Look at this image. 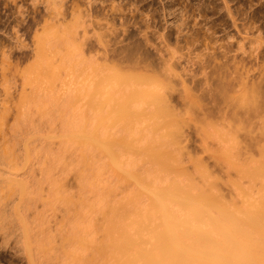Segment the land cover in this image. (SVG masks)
I'll use <instances>...</instances> for the list:
<instances>
[{
  "label": "bare ground",
  "instance_id": "1",
  "mask_svg": "<svg viewBox=\"0 0 264 264\" xmlns=\"http://www.w3.org/2000/svg\"><path fill=\"white\" fill-rule=\"evenodd\" d=\"M53 1L55 2V0H52V2ZM73 1H77V0H72L71 2H69L72 4V6H71L70 11L66 13V15L63 13L61 14V12H58L57 15L55 14L56 12H54V14L50 12L53 15H47V17L41 16L39 20L35 22L33 20V24L31 23V25H28V27L33 32V35L31 36L32 40H31V45H30V51L25 56H23L21 52L22 57H19V58H22V60L31 59L32 61L27 63V65H24L25 67L23 69L21 68L23 66L20 67L21 70H19L18 68V70L21 72V73L19 72V74H21V77L19 75L20 80L19 79L18 80L20 81V83H18L16 79V82L18 85L15 84L17 88L15 86V89L13 90L14 92L16 91L15 92L16 93L15 102L13 103L12 101L11 102L7 101L9 104H12V106L9 105L6 101L0 104L1 108H2V105L3 107L6 105L5 106L6 108H2V110L4 109H6V111L12 110V114H11L12 121L11 120L10 121L13 122V125L11 124L12 128H10V130H12L11 132H16L17 135L12 133L14 134L16 139L19 138V137L17 138L18 135L20 136V139L16 141L14 137L11 138V136H13L11 134V136L8 137L10 139L9 140L6 139L2 143L3 140L0 135L1 137L0 145L3 144L2 146L5 145L4 147H6V149H4V147L1 148L2 146H0V165H2L3 167V169H0V176H1L0 177V233H1L0 236H2L1 237L2 239L0 240L3 241V244H6L7 243L6 241H10L9 239L11 238V241L14 244L11 245L10 247L12 249L17 248V251L15 252H18L20 247L18 248L17 245L20 244L19 241L22 242V240L20 239H22L23 236H26V234L28 233H34L36 229L33 230V228L35 227L38 229L39 227H36V225L38 226L39 223H41L42 224V226L40 224L41 229H38L40 236H39L38 231H36L33 234V236L37 234L39 237H41V239L43 238L42 240L44 239L47 240L49 236H51L52 239L51 237L48 239V240L51 239V244L53 241L58 244L55 237H57V239L60 241L59 245H56L54 243L55 245L53 244V246L51 245L49 246L50 248L48 247V250H53V255L50 256L49 255L50 253L48 254L49 257L48 255H45L47 258L44 255L41 256L47 259V260L44 259L45 262L48 261L49 263H53V264H59L61 253H62V257H61L62 262L60 264H66V263L82 264L83 262L82 257L86 253L88 246L89 247L91 246V248L94 249V251L97 254L96 256L97 258H99L100 260L102 259L101 263L104 261L103 258H105L106 262L111 263L114 261L115 264H264V162L262 163L258 162V164H256L257 162L256 163L255 161L253 162L254 159L252 160L251 158L252 156H250V154L249 156L252 162H250L249 165L248 163L246 164L244 163L245 165L242 166L243 162H241V164H239L240 166L239 168L238 166H235L236 162L233 163L234 167H236L237 169L236 171H238L240 175H242V177L247 178L250 185L254 187V188L250 187L252 190L248 187L246 188L244 183L243 184L238 183V182H241L238 180H237L238 182H234L233 185L231 183V185L236 188L235 190V188L233 187L234 190L239 193V195L236 194L238 195L239 199L241 198L240 195L242 196V199L240 201L228 202L227 200H225L226 198L225 199L223 198L224 195L222 196L219 193L221 192L219 191L220 188L218 189L219 191L218 192L215 186L216 181H217L216 184H218V179L214 178L213 176H212L213 179H211L210 177L211 174L210 175L208 174L210 172L207 173V171H205L207 169H205L204 171H200L201 175L204 177L203 181L205 182H203V185H201L202 182L201 183L199 182L200 185L197 184L195 182L196 179L193 180L194 178H199L197 177V171H196L197 167L195 169V172H193L196 174V176L193 179L192 177L194 175H190V172L187 169L186 171L188 172H186L185 168L182 167L181 169H179L180 176L182 177L180 179L182 180H180L178 177V179H176L171 185L169 186L166 185L167 187L164 186L165 188H158V187L155 189L150 188L148 191L151 195L154 206L156 207V209L158 207V210L156 211L154 210V211L155 213L158 211V214L162 213L160 214L162 215V219L159 216L158 218H160L161 220L159 221V224L157 225L155 224L156 226L150 225V227L148 226L146 228V231L149 230V228L152 230L150 234H149V231H147L148 233L145 232L147 234L144 233L145 234L144 238L141 236L143 233L141 231H138L140 229L139 226L135 224V222L137 221L136 217L135 219L133 218L134 220L133 219L131 220L129 219L130 217L128 216V213H126L128 217L126 216L125 217L128 220H131V221H128L125 218L127 220V223L123 221L124 219L123 220L121 219L118 222V217L117 219L115 217L116 215H118L116 214L117 206L115 207V203L112 204L108 202L110 198L107 200L108 198L106 194L107 192H105L107 190L106 188H109L110 184L107 183L108 179L105 182L104 179L106 178V176L105 178H102L103 174H101V172L105 168L104 166L105 161L103 162V158H104L103 155H102V159L100 158L99 161L97 160L98 166H95V168H99V169L101 167L102 168L104 167L103 169L101 168L100 170L98 169L94 171L95 169L91 165H89L91 169H94V170L92 171L87 170V172L89 173L92 172L91 173L92 176H93V171H94V174L96 172L97 176L100 174L99 175L100 178L99 177L94 178L91 176L90 178H92V182L90 178L88 180L91 183L87 182L86 178L83 177L85 172H83V175L82 176L80 175V178H79L80 183H81L79 184L81 186L79 185L80 189L79 188L78 189L80 192L81 191L83 192L85 188L84 193L81 192L83 195L87 194L85 198H89L87 197L89 196L88 194H93L90 196V198L94 196V193L97 196L94 198L93 201H89L88 199V201L91 202L89 204L85 203L83 200L82 201L77 200L76 202H74L71 199V201L68 204L71 205L74 208V210L70 209L71 211L70 210L67 211V212L70 211L71 213H67L65 211L69 215L66 216L64 214V218H62L64 220L62 223H60L62 224V226L60 224H58L59 227L56 225L58 229L55 228L56 230L55 234L51 232L52 230L50 231V228L48 229L49 226H47V223H45V226H43L44 225L42 223L43 218H41L40 215L38 216H40V218L42 219V220L40 219L41 221L36 220V219H39V217H37V214L34 215L35 222L37 224L34 223V219H33L34 212L33 213L31 212L32 210L31 208H26L28 210L30 209V211L28 212L32 213V216L30 213L31 218L27 217L29 216V213L25 211L26 209L24 205L21 204V202L24 203L25 206L27 205L26 204L27 202L30 204L32 202L31 201L29 202L28 199L23 198L24 196L23 192L19 193L21 194L20 195L21 197L18 194L20 198L19 197L17 198H19L20 200L17 199L16 201V197H15L17 196L15 195V193L17 192L16 186H19L17 184L18 183L20 184L21 190L24 191V193L26 191L23 190L25 188L21 186L20 180L18 181V178H16V180L14 179L15 177L13 178V176H15V175H12L13 173H16L17 171L18 173L20 172L19 173L20 176L17 174L16 177H22V176L26 177L24 179L25 181H27L28 177H29L28 179H31L30 178L31 174L35 175L34 168H39L37 166H40V167L42 166L41 168H39L41 172L38 171L37 169L35 170L37 172V174L35 175V178L37 179L38 178L37 175L41 174L43 180H45L44 182L47 183L53 180L52 182H49L50 183L49 187H52V186L55 187L54 185L56 186L60 185L57 182L56 178L55 177L53 178V176H55L54 172L52 173L53 175L51 179L52 170H51V167L49 166L50 158L48 159L45 156L46 154L42 155V153L40 154V152L38 154L36 153L37 156L40 155L39 157L41 159L39 158L38 159L40 160V162L42 160V162H41V165H39L40 162L38 160L39 164L37 166L35 164V167H34V162L27 157L29 156L27 152L31 153L36 148L35 141L38 139V141H36V143L38 144L39 141L41 140L39 139L40 136L33 137L34 136L33 135L30 139L34 141V142L31 141L32 143L30 141L27 143V140L24 139V143L25 142L27 143V145L25 144L24 145L28 149H29L30 144H32L31 146L35 148L30 146L31 149L29 150L27 149L28 151H25L24 153L23 150H26L25 149L26 147L22 143L21 145L24 146L25 148L21 147L23 148V150H21L23 152L20 151V154L21 156L23 155L24 156L22 158L19 157L20 155L17 149H19V147L21 146L19 145V140H21V137L23 138V135H24V132H22V130L25 131L26 126H27V129H26L27 131L28 129H30V127H32V129L33 128L35 129L36 124L35 123L33 124L32 122H36L37 127L41 128V131L46 128L44 127L43 123L42 125L44 128L40 127L41 122H42L40 121V118L41 120L43 119L42 117L38 118L39 120L36 118V115H39V114L43 116L44 122H45V116H46V119H49L48 120L49 122L46 120L49 124H51L50 121L53 122V120H54L53 123L56 124L55 121L57 120L56 122H59V125L61 123L60 127L62 126L63 127L62 130L65 129V131H67V129H69L68 131H71L72 128L78 129L76 127H79V129L81 126L83 128L85 127V129L89 131L87 133H90L89 135L92 137L91 140H94L97 143V145L101 147L99 151H101L102 154L103 152H105L108 156H111L114 168H116L120 172H124L128 174V176L130 177H134V178L136 177L135 180H138L137 181L138 187H139V180H141L140 179L141 177L139 175L138 177L135 176L133 172L131 174V172H129L127 168L126 169L124 168L125 170L121 169L122 163H121V160L118 161L120 158L117 160L118 156L124 153L127 154V156L129 153V156H130V152H133L134 155H131L130 158H133L132 156H137V155L140 157L142 155L147 156L148 154L149 157L153 155L151 157L153 159L155 157L154 152L156 151L157 155H160V156L158 157L156 155L154 159L158 160L161 157V155L164 154V151H165V156L167 159V156L169 155V153L166 151L167 143H165L164 140H166L167 137L171 134L170 135L171 137H175L173 138V140L177 139L178 141L176 145L175 146L173 145V146L178 148L177 150L181 149L182 148L181 146H177L178 144L180 145V142H181L178 140V138H180L179 135H181V133L183 132L181 128L179 129V127L182 126V124L184 123L185 124L187 123V127H189L188 125L191 126V124H189L190 122H188L189 119H187L188 121H186L185 119L187 116L186 117L182 116L183 118L185 117L184 119L181 117L182 115L181 112L183 110H184L183 114L188 115L189 112L195 113L197 109V113L194 116V117L197 116L195 120L196 124H198L197 130H201L202 132H206V133L208 130H210V132L213 131L212 133H216L217 135L222 136L233 143V146L234 148H236L237 152L235 153V155L232 154V157H230V159L233 158V156H235L237 158L241 157L240 159L242 160V154L243 155L248 154V152H252V150L253 151L255 150L262 157H264V133H262L263 130H259L261 132H258V133H261V134L258 136L257 134H253L254 131L251 130V128H247V129L245 128L249 126L251 123H254L252 122L253 119H255L254 121L257 124L260 123L258 119H260V121L264 123V74L261 73L263 70L261 71L259 68L261 72H259L258 75H256V73L253 75L251 74V76H249L247 72L246 74H243V72L238 73L239 70H237V73H235V70H233L235 75H232L233 73L230 74V73H225V71L222 72V70L220 69L221 67L218 66L220 69L218 71L220 72L215 77H211L212 76L210 73L211 70L209 71V74L211 75L210 76L206 71H204L205 69L202 67L204 69L202 71L204 75L202 76L204 77L201 76V78L203 79H200V78L194 79L195 75L191 74L192 70L187 68L188 64L186 65V63H189V62H186L185 60H183L184 61L183 62L181 60V56H175L173 54V51L171 52V50L170 51L168 50L169 51L168 54L165 52L167 51L168 49L167 47L172 38L177 43H179L181 39L187 42L186 41L187 37H184V35L181 34L182 33L180 32L181 30H176V32H173L171 30L174 26L170 28L169 25L171 22L168 23L167 19L164 21L165 22L164 25L163 23H161V26L155 25V27L157 26V28L159 27L160 29L158 32V36L156 35L157 38H159V43H158L159 45L153 43L152 40L150 41L151 37H148L150 36V34L147 35L148 33L146 31L144 32L142 31L143 32L142 33L141 29L139 30L138 26H137L138 27L137 29L139 30L138 35L142 37V41L144 42V45L138 42L139 37L138 39L137 38L135 40L133 39V41H130L129 43L126 42L127 44L122 43L120 45H117V44L123 40L119 38V40L116 41L115 39L116 37L114 38L113 41L107 40L109 36L107 37V39H104V38L101 39L100 37H97L93 42H88L89 37L87 35V30L85 28V20L87 18L86 19L84 18L89 17L88 19L90 20V17L92 16V13H93L91 12L93 5L92 7H90L91 6L90 4H92V2L91 0H86L87 2L86 4H88V8H85L84 9L85 11H82L83 9H81L80 7L78 8V6H76V2L74 4ZM134 1L135 2L139 1L141 4H143L144 7H146V9H149V11H156V8L153 6L155 0H132L131 1L132 3L130 2V4L134 5L133 4L135 3ZM59 3L60 2H58L57 5H59ZM162 8H164V6ZM18 11H19L18 13H21V10H18ZM165 16H163V18ZM167 16H169V14ZM134 25H136V23ZM145 26L148 29L150 25L146 24ZM152 26H154V24H152ZM109 30L111 31V29ZM133 34L134 35H132L131 33L129 36L127 35L126 37H132V36L136 37L135 35L136 33H133ZM17 40H18L17 47H22V46L27 45V44H24L21 39H19V36H17ZM145 45L147 46L149 45V47L152 48L151 50H154L153 57L151 56V52L153 51L151 52L147 51L148 49H146L147 46L145 48ZM174 47L176 48V46ZM141 48L143 49L145 48V50L143 49L141 50ZM255 53L257 52L255 51ZM11 54H12L11 48L5 49L3 43L0 41V63H1L0 67L2 71L6 68L7 69L9 68L8 66L11 64L10 62H12L10 61L12 57ZM16 56H18V54ZM262 56L263 55H261V57ZM15 59L18 60L17 57H15L14 60ZM16 60H15V65H13L14 63L12 64L13 66H15L14 69H16L17 64L20 62V61L16 62ZM5 65H6V68H4ZM235 68H237V66ZM177 69H180V72H178ZM222 69H224V66L222 67ZM4 71H3L4 75L1 74L2 72L0 73V77H2V82L0 81L1 83L0 85H2L5 78L8 77V75L5 76L6 73H4ZM230 71L231 69L228 72ZM57 75L64 76V78H62L59 81V84L57 85L55 84L56 85L55 86L53 84V80L56 79ZM183 75H189L188 77H190V79L189 80L187 79V80L189 81L191 86L189 84L187 85L186 83H184L185 80L182 78ZM14 76H16V73L14 74ZM83 79L87 81H83ZM7 80H10L8 81V83L12 82L11 84L13 85L14 79L11 81V76H10V79L6 78L4 82H6ZM3 84L5 86V84L7 83H3ZM176 84H180L182 92L176 91L174 87V86H177ZM9 85L7 84L8 88H9ZM50 86L51 88L52 87L53 88L51 89ZM11 88H9L10 91H11ZM178 90L180 91V87ZM13 91H11V93H13ZM196 92H199V94H196ZM4 93H3V96H6V95L8 96V94H6L7 93L6 91ZM11 93H9L10 97H12L13 95V94L11 95ZM3 103H5V105ZM7 104H8V107H7ZM242 106L246 107V111H244V113L245 115H247V118H248V114L246 112L249 113L250 117L248 118V121H247V118L244 119L245 117H243L242 115L243 114ZM33 109H36V112H37L35 113L36 114L35 117H33L34 116L33 114L35 111ZM40 109H43L44 111L41 113V111L40 112L38 111ZM2 110H0V115L2 114L4 117L5 115L3 114L4 112ZM178 115H179V118L177 117ZM1 117H0V121H2L3 119V117L2 118ZM6 117H7V114L3 120L7 119ZM35 119L36 121H34ZM245 122H247V124ZM7 124H8V121H7ZM38 124L40 125L38 126ZM54 124H51V125L54 126ZM242 124H245V125L242 126ZM3 125H5V123ZM242 127L246 129L244 132L245 136L243 135V137H242ZM39 128L35 129L37 130L35 133L36 135L37 134L39 135L41 133ZM184 128L185 127H183V129ZM2 131L3 130H1V134H2ZM27 131L26 133H28V136H29L30 131L32 130L30 129L28 132ZM171 131H174L175 134ZM11 132L9 131V133ZM178 132L180 134H178ZM18 133L20 134L23 133V134L21 136ZM26 135L27 134L24 135V138L28 139V137H25ZM6 136H7V133H6ZM170 136L169 138L171 140ZM182 136L184 137L183 140H185V138L187 137L185 136L184 132L182 133L181 137ZM4 137L5 136H3V139ZM43 137L45 136L42 135L40 138H43ZM65 138L62 139L63 141L61 140L62 142H61L60 150L62 153L58 150L61 156L59 153L58 155L56 152H55L56 155H54L53 154L54 152H52L53 150L51 151L52 152L51 155L53 154L52 156H54L55 158L59 156L57 159L53 157L54 158L53 163L55 162L58 164L59 162H56V160L58 161L60 160V163L62 164L63 167L68 166V165H64V163H62L64 162V160L61 159V157L64 158L63 151H65L63 150V146H62L63 142L65 145V143L68 141ZM240 138H243V140L245 139V144H242V139ZM68 139H70L69 136H68ZM109 139L113 140V142H111L113 145L111 149L107 147ZM7 140L8 142H11V140L13 142L16 141L15 143L18 144L19 147H17L18 146L17 145L16 146L17 149H16V147L13 146L14 150L13 151L10 150L11 147H8V146L11 144L15 145V143L11 142V144L7 146L6 144H4L6 143ZM22 140L20 141V143L22 142ZM45 140L47 141L48 138L46 139L45 137ZM88 141L89 140H87V142ZM115 141L116 142L118 141V144H120L121 146L114 145V144H117V143H114ZM174 141L171 143H175ZM186 141H183V142H186ZM40 142H43V141H40ZM161 142H162V145L165 143L163 146L166 149L162 150L160 148V150H158L159 147L157 146H159L160 145L159 143ZM167 142H170L169 139ZM67 143H69L68 145L70 147V145L73 142L71 144L70 142H67ZM89 143H92V142H89ZM42 144L44 145V143H41L40 147L41 149L44 147V150H45L46 147L43 146ZM126 144H128L127 146L130 148V150H128L127 148V150L124 151L123 148H126L125 146ZM38 146L37 148H40ZM71 146H74V145H71ZM37 148L34 150V152H38ZM46 151L47 149L44 152ZM181 151H183V149ZM15 152H18V153L16 154ZM98 153L100 154V152ZM15 155H19L17 156L18 159L19 158L21 160L24 159L23 163L27 164L26 160L28 159L31 160V163L33 162L32 167H31L30 165L31 163H29L30 161L28 160L29 161L28 166L29 165L30 166L25 167L26 171L28 172L24 171L25 169L23 166H25V164L22 165V163H20L21 160L19 159L18 161ZM42 156H44L45 158L42 159L43 158ZM228 156H231V154L223 153L221 159L225 157L226 159L229 160ZM168 157H171V156H168ZM151 158L150 159L148 158L150 162L154 161V160H151ZM164 158L162 157V159ZM250 158H247V160ZM45 159L49 162H45L43 164ZM148 159L145 158L144 160L146 161ZM16 161L17 163H20L23 167V168L20 167L21 168L20 170H23L24 172H26L28 176H26V173L25 174L22 173L23 175L21 176V171L18 170L19 166H17L20 164H17ZM158 161H160V159ZM229 161L232 162V160H229ZM132 162H133V159H132ZM156 162H153V164L155 165L159 163V162L158 163ZM231 162L228 165H231ZM53 163H51V166H53V168L56 166L55 168H57V164L55 163L53 164ZM66 163L67 162H65V164ZM90 163H93V162H89V164ZM142 163H145V162H142ZM126 164L129 165L130 163L129 164L126 163ZM148 164L145 163L141 165L149 166ZM151 164L150 166L153 165ZM16 166L18 167L17 170H16ZM62 166L59 168L65 169V167L63 168ZM179 166L181 167V165ZM4 167L5 168L7 167V169L9 170L12 169V171L15 170L16 172L14 171L12 173L11 171L5 169ZM29 170L31 174H29ZM3 174H6V175L9 174V175L8 177L6 176L2 177ZM105 174H106V171H105ZM33 175L32 177H34ZM41 175H40V179L42 180ZM86 175L84 176L86 177ZM40 179L38 178V180ZM93 179L95 180L103 179V181L102 180H101L102 182L98 181V183L100 182L99 183L100 186H99L97 181H94ZM174 179L175 178H173V180ZM214 179H217V180L215 181ZM11 180L17 183H13ZM30 181L32 182L33 179ZM55 182H57L59 185L56 184ZM103 182L109 184V186L107 185L104 186L105 183L103 184ZM49 183L47 184L49 185ZM92 183H95V184H92ZM14 185H16L15 190L13 187ZM247 185L250 186L249 184ZM33 186L34 184L33 185L31 184V187ZM59 187H62V186H59ZM86 187L90 188L88 189L89 192ZM32 189H33L31 192L32 194H30L29 191H27L25 194L27 195L30 194V196H27V197L28 198L32 197L31 199L34 200L33 196L34 195L37 196V195L34 194L35 192L33 191H36L37 189L35 190L34 187ZM57 189L52 190L50 188L49 192L51 193L50 194L51 198L55 197L54 195H57L59 193L58 191L59 189L58 190ZM254 190L256 191L255 194H257L256 197H255V194L254 196H252V193H254L252 191ZM52 191L56 194L52 193ZM93 191L94 193H92ZM62 192H63V188H62ZM52 194H53V197L51 196ZM59 195L60 194H58L57 196ZM41 197L42 196L40 195V198ZM60 197H58V199H55L54 201L52 200L53 203L52 201L51 203L54 204L56 200L57 202H59ZM62 197L60 198V200L62 199L66 203L68 201L67 199L68 197L67 198L65 197L66 199ZM21 198L24 199L25 202L27 200V202L25 203L21 201L22 200ZM48 199L49 197L47 198V201ZM73 199L75 200L76 198L74 197ZM41 200L43 202V200H46V199L41 198ZM51 203H50V207L52 206ZM172 204L174 205L176 204L177 208L176 206H172ZM31 205L32 207L34 206L33 203ZM47 205H49V203L44 206L46 207ZM65 205H67V203ZM178 207L180 209H178ZM21 208H24L25 210L24 209L22 210ZM20 209L22 210L21 212H24V214H28L27 216L25 215V217L30 219V222H27L28 219L26 218L27 219L26 223L28 224L30 223L31 225L35 224L33 228L32 226L29 225L30 228H28L29 229L28 231L30 232H27L26 229L25 230L23 229L26 226V224H25V221L23 222L24 219L23 220L21 219L24 214H22L19 211ZM35 209H38V208H35ZM174 209L182 210L183 213H180L181 211L177 212V210H174ZM96 214L97 216H99V214L100 215L102 214V216H100L101 218L99 219L94 218ZM119 214L121 215V213ZM150 214L152 213L150 212ZM155 218L156 217H154V219ZM47 219L48 217L45 220ZM138 219H139L138 221L140 223V227L143 224H145L144 221L143 223L141 222L143 219H140V218ZM154 219L152 221H154ZM20 222L22 223L20 224ZM155 222L157 223V221ZM152 223L154 225V222H151V224ZM130 226H134L133 228L138 226V230H137V227L135 228V230L136 232L138 231L137 233L139 234H137L135 230H134L135 233L134 232L132 233L131 231L133 230H132V227L130 228ZM44 227L47 228V232L46 230L44 231L45 235L43 234V232H40L42 228L43 230L45 229ZM143 228L145 229V227ZM48 230L50 231V235L48 233ZM46 233H48V235ZM146 235L147 237L150 235L147 239L148 241L145 240ZM19 236L20 238H18ZM38 236L37 238L33 237L34 239L33 249H35V255L38 254L39 252L40 253L43 252L42 250L43 242L44 244L46 243L45 241L42 242ZM95 237L98 238V240ZM89 238L91 239V241L89 240ZM92 241L93 243H90ZM146 243L148 245H145ZM22 244L23 246L26 245L25 242ZM47 244H50V243H47ZM93 249H91V252L89 253H93L94 252ZM23 250H24L23 252L25 253V251L28 252L29 249L25 250V247H24ZM15 252L13 251V253ZM95 252H94V256H95ZM39 255L38 257L40 258V263H41V260L43 261V259ZM98 255H100V257ZM92 256H91V259L88 258L91 261H92ZM25 257L27 256L25 255ZM99 259L98 261H100ZM89 260L88 262L91 263ZM94 260L92 262H94ZM26 261H28L27 258H26ZM78 261L81 263H79ZM48 262H46V264H49ZM88 262L87 260H85V263L83 264H86Z\"/></svg>",
  "mask_w": 264,
  "mask_h": 264
},
{
  "label": "rangeland",
  "instance_id": "2",
  "mask_svg": "<svg viewBox=\"0 0 264 264\" xmlns=\"http://www.w3.org/2000/svg\"><path fill=\"white\" fill-rule=\"evenodd\" d=\"M67 1L68 0H64V1L63 0H55V2L54 1L53 2L56 3V4H54L52 2V0H48V1L47 0H0V41L3 43L5 49L11 48V51H12V54H11L12 57H11V60H10L12 62H10L11 64L8 66L9 67L8 69L6 68V65H5L4 68H6V69H4L5 71L4 70L3 71H4V73H6L5 76L8 75V77H6V78L10 79V76H11V81L13 79L15 81V82L13 81V85L11 84L12 82L11 83H8V81H10V80H7L6 82H4L6 80V78L3 76L5 78V80L3 81V83H7L8 85L10 84L11 87H12L11 88L10 85H9V88H11V91H13L15 89V86H16L15 84H17V82L20 83V81H19L20 79L19 78L21 77V74H19V72H20L19 70H21V68L23 69L25 67L24 65H27V63H29V62L32 61L31 59H29V60H27V59L26 60L25 59L22 60V58H19V57H22V54H23V56H25L30 51V45H31V40H32V37L31 36L33 35V32L28 27V25H31V23L33 24V20L35 22V21L39 20V18L41 16L47 17V15H53L54 12H56L55 13L56 15H57L58 12H61V14L63 13V14L66 15V13H68L70 11L71 6H72V4L69 3L72 0H69L68 2ZM77 1H73V2H74V4L76 2V6H78V8L80 7L81 9H83L82 11H85L84 9L85 8H88V4H86L87 3L86 0H77ZM93 1L94 0H91L92 4H90L91 6L89 5L90 7H92V5H93V7L91 9V12H93V13H92V16L90 17V20L88 19L89 17H85L84 18V19L87 18L85 20V28L87 30V35L89 37V39H88L89 41L88 42H93L97 37H100L101 39L102 38L107 39V37L109 36L107 40H112L113 41L115 37H116L115 38L116 41H118L119 38L121 40H123V41H121L120 43L117 44V45H120V44H122V43L124 44L126 42L129 43L130 41H133V39L135 40L136 38L138 39V37H139L138 42H140V43H142L144 45V42L142 41V37H140V35H138L139 30L141 29V32L142 31L143 32L146 31L148 33L147 35L150 34V36H148V37H151L150 38V41L152 40L153 43L158 44L159 43V38H157V36H158V32H159L160 29H159V27L157 28V26H161V23H163V25H164V23H165L164 21L167 19V22L168 23L171 22L170 25H169L170 28H172L174 26L173 27L174 30H173V28L171 30L173 32H176V30H181L180 31V32H182L181 34L184 35V37H187L188 40L186 38H184V39H186L187 42H185V40L181 39V41L179 40L181 43L179 41H178L179 43H177L172 38L170 40V43H169L168 47H167L168 49L165 52L168 54V52L171 50V52L173 51V54L175 56H181V60L182 61L185 60L186 62H189V63H186V65L188 64L187 65V68L192 70L191 71V74L192 75H195L194 76V79H196V78L197 79H199V78L200 79H203V78H201V76L204 75L203 72H202L204 69H205L204 71H206L208 74H209V71L211 70L210 73H211L212 76L209 74L211 77H215L220 72V71H218L220 69L222 70V72L225 71V73H230V74L233 73L232 75H235V73H237V70H239L238 73L243 72V74H246V72H247V74L249 76H251V74L253 75L255 73H256V75H258V73L261 72L262 70L263 71L261 73L264 74V59H263L264 58V0H155L153 6L156 8V11H149V9H146V7H144L143 4H141L139 1L138 2H135L134 1L135 2V3H133L134 5L130 4V2L132 0L131 1L129 0L130 2L128 0H95L94 2ZM58 2H60L61 4L59 3V5H57ZM62 2H63V4H62ZM79 4H80V6H79ZM163 6H164V8H162ZM18 10H21V13H18L19 12ZM50 12L53 13V14H51ZM163 13H164V15H163ZM96 14H97V16H96ZM165 14H166V16H165ZM168 14H169V16H167ZM99 15H100V17H99ZM163 16H165L164 17L165 19L163 18ZM92 18H93V20H92ZM108 18H109V20H108ZM106 19H107V21H106ZM150 19H151V21H150ZM16 22H17V24H16ZM133 22H134V24L136 23V25H134ZM146 24H149L150 25L148 29L145 26ZM152 24H154V26H152ZM109 25H110V27H109ZM155 25H157V26L155 27ZM134 26H136V27H134ZM137 26L139 27V30L137 29L138 28ZM109 29H111V31ZM126 29H127V31H126ZM89 30H91V31H89ZM137 30H138V32H137ZM149 30H150V32H149ZM89 32L90 33L93 32L94 34L92 33L93 34L92 35ZM129 33L130 34L132 33V35H134L133 33H136L135 34L136 37H134V36H132L134 38H132V37H126L127 35L128 36L130 35ZM194 33L196 34V36H195ZM17 36H19V39H21L22 42L24 44H27V45L26 46H22V47H17L18 46ZM190 37H191V39H190ZM146 46L147 45H145V48H146ZM174 46H176V48ZM179 46H180V48H179ZM145 48L144 49L141 48V50L142 49L145 50ZM146 49H148L147 51H149V52L153 51V52H151V56L153 57L154 56L153 55L154 50H151L152 48H150L149 45L147 46ZM175 49H177V50H175ZM255 51L257 53H255ZM21 52H22V54H21ZM17 54H18V56H16ZM197 54H198L199 58H198ZM19 55H21V56H19ZM170 55H171V53H170ZM261 55H263V56L261 57ZM13 56H14V58L15 57H17V59L19 58L18 60L15 59L16 62L20 61L18 63L19 66L17 64V67H16L17 70L14 69L15 66H13V65H15V60H14ZM207 56H208V58H207ZM13 60H14V62H13ZM193 60H194V62H193ZM258 62H259V64H258ZM252 64H253V66H252ZM199 65H201V66H199ZM0 66H1V63H0ZM21 66H23V67H21ZM218 66L221 67V68L219 69ZM223 66H224V69H222ZM234 66L235 67L237 66V68H235ZM259 66H261V67H259ZM18 68H19V70H18ZM240 68H242L245 71V73ZM259 68H260L261 71L259 70ZM195 69H196V71H195ZM230 69H231L232 72L231 71L228 72ZM233 70H235V73L233 72ZM3 71H2V69L0 67V73L2 72L1 74H3ZM177 71L180 72V69H177ZM213 71H214V73H213ZM15 73H16V76H14ZM188 74H190V73H188ZM19 75H20V77H19ZM188 76L189 75H183L182 78L185 80L184 83H186L187 85L189 84L191 86V84L188 81L190 79V77H188ZM202 77H204V76H202ZM62 78H64V76H61V75L58 76L57 75L56 79H54L55 81L52 79L53 80V84L54 85L55 84L56 85L59 84V81ZM16 79H17V82H16ZM0 81L2 82V77H0ZM83 81H87V80H84L83 79ZM3 83H2L3 86L0 85V89H1L0 90L1 91L0 92V104L2 102H4V101H6V102L7 101L8 102H11L12 101L14 103L15 100H16L15 99L16 98V93H15L16 91L15 92L13 91V93H11V91L9 90L7 84H5V86H4ZM176 85L177 86H174L175 89H176V91L177 92H182V89H181L180 84H176ZM13 86H14V88H13ZM179 87H180V91L178 90ZM16 88H17V86H16ZM50 88H51V86H50ZM2 89H3V91H2ZM5 91L7 92L6 94H8V96L7 95L6 96H3V93ZM8 92L11 93V95L13 94L12 97L9 96V93ZM14 93H15V95H14ZM17 93H18V91H17ZM191 93H192V91H191ZM193 93H194V91H193ZM196 94H199V92H196ZM196 94H195V96H196ZM13 99H14V101H13ZM3 104L5 105V103H3ZM8 104H7V107H8ZM9 105L12 106V104H9ZM5 106L3 107V105H2V108H6ZM2 108L0 106V110H2ZM9 108H11V107H9ZM242 109H243L242 110L243 111V114L242 115H243V117H245L244 119H246L247 118V115H245V113H244V111H246V107L242 106ZM33 110H35V111H34V114L33 113L32 114L34 115L33 117H35V115H36L35 113H37V112H36V109H33ZM2 111L4 113L3 112H1V113H3L5 116L7 114V117H6L7 119H5V120H3L5 116L3 117L2 114L0 115V117L1 116L3 117L2 121L3 122L5 121L4 122L5 125H3L4 123L2 121H0V126L2 127V129L0 127V135L2 137V140H3L2 143H3L6 139H8V140L10 139L8 137H10L12 133L16 134V132H11L12 130H10V128H12L11 126L13 125V122H11L12 121L11 120L12 119V117H11L12 110H7L6 111V109H4ZM38 111L39 112L41 111V113H42L44 110L43 109H40ZM183 111L181 112V114H182L181 117L182 116H185V117L187 116L186 118L185 117L184 118L186 119V121H188L187 119H189L188 122H190L189 124H191V126L188 125L189 127H187V123L186 124L184 123V124H182V126L179 127V129L181 128V130L184 132L185 136H187L185 138V140H183L184 137L183 136H182L183 138L181 137V135H182L183 132L181 133V135H179L181 139L178 138V140L181 141V142H180V145L178 144L177 146H181L182 148L179 149V150H177L178 148L174 147L178 141H177V139H174V140H176V141H174L173 138H175V137H171L170 136L171 134L169 135L171 137V140H170L169 136L167 137L166 140H164V142L167 143L166 144L167 149L164 148L163 145L165 143L162 145V142L159 143L160 144L159 146H157V147H159L158 150H160V148L162 150L163 149H166V151L169 153L168 156H171L172 158L167 156V159H166L165 151H164V154H162L161 157L159 158L160 161H158L159 159L158 160L157 159H154L156 157V155H157V152L156 151L154 152V156L155 157L153 159L151 158L153 155H151L149 157L148 154H147L148 157L146 155H144V156L142 155L141 157L137 155V156H132L133 158H130L131 155H134L133 152H130V156H129V153H128V156H127V154H125L124 152L123 153L125 155L122 154V155H119L118 156L117 160L120 158L118 161L121 160V163H122L121 164L122 165L121 169L125 170L127 168L128 171L131 172V174L133 172V174H135V176L138 177V175H139L141 177L140 178L141 180H139V187H138V182H137L138 180H135L136 177L135 178L134 177H130V176H128V174H126L124 172H120L116 168H114L113 161L111 159V156H108L105 152H103V154H102L101 151H99L101 147L99 145H97V143L94 140H91L92 137L89 135L90 133H87L89 131H87L85 129V127L83 128L81 126L80 129H79V127H76L78 129L72 128L71 131H68L69 129H67V131H65V129H63L64 130L63 131L62 130L63 127L62 126L60 127L61 123L59 125V122H56L57 121L56 119H55L56 120L55 121L56 124L53 123L54 120H53V122L50 121L51 124H54V126H53V125H51V124L48 123L49 122L48 121L49 119H46V116H45V122H44L43 116L38 113L40 116L39 115H36V118L38 119V118L42 117V119H43V120H41V118H40V121H42V122H41V125L38 124V126L40 125V127H42V128L46 127V128L41 131V128L37 127V123L36 122H32L33 124L34 123L36 124V128L35 129L39 128V130L41 131V133L39 135L38 134L36 135L35 133H36L37 130H35L34 128L32 129V127L29 126L30 129L33 131V132L30 131L29 136L30 135L31 136L29 138L28 133H26V131H27L26 130L27 129V126H26L25 127L26 128L25 131L22 130V132H24V135L27 134L25 137H28V139L27 138H24V135H23V138L21 137V140L22 139L23 140H22L21 143H20L21 140H19V145H21L22 143H23V145L24 144L27 145V143L29 141L30 142L32 141L30 139H31V137L33 135H34L33 137H35V136L36 137H38V136L41 137L43 135V136L46 137V139L48 138V140L46 141L45 140V137H43V138H40L39 137V139H41L40 141H43V142H40L39 141V143L37 144L36 143V141H38V139H37L35 141V144L36 145L33 144L37 148L38 145H39L38 147H40V144L41 143H44V145L43 144L42 145L46 147V149H47L46 152H44L46 149L44 150V147L42 145H41L43 147L42 149H41V147L40 148H37L38 149V152H34V150L36 148L33 147V146H31L32 144L29 143L30 144L29 145V149H31V147H33L35 149L31 152L32 154L30 152H27V154L29 155L27 157L34 162V167H35V164L37 166L39 164V162H40L39 159H41L39 157L40 155L37 156V154L39 152H40V154L42 153V155L43 154L44 155L46 154L45 156L48 159L50 158L49 159L50 162L45 159L44 162H43V164L45 162H49L50 163L49 166L51 167V170H52V172H51V179H52V175H53L52 173L54 172V175L55 176H53V178L55 177L56 180H57V182L60 185L57 182H55V183L58 184L59 186H62V187H59V186H56V185H54L55 187H53L51 185L53 188L52 187H49L50 186V183L49 182H52L53 180L47 182V183H49V185H48L46 182H44L45 180H43L42 175L40 173L39 174L41 175V178H42L43 181L40 179V175H37V177L40 180H38V178L37 179L35 178V175L37 174V172L35 170L37 169L38 171L41 172V170H39V168H41L42 166L41 167L40 166H37L39 168H34L35 170L32 168L34 170V174L35 175L31 174V172L29 170V174H31V177H30L31 179H28L29 178L28 177L27 178V181H25L24 178H26V177H23L22 176L23 174H25L26 172H28V171H26L25 167H29L30 165L32 167V163L33 162L31 163V160L28 159L30 162L28 160H26V162H27V164H26V163H23V160L24 159L21 160L19 158L21 160L20 163H22V165L25 164V166H23V167L25 169L24 171H26V172H24L23 170H20L21 169L20 167H22V165L20 163H17V161H16L17 164H20L21 165V166L20 165H17V166H19V169L16 166V170L18 169L19 171H21V176L22 177H16L17 174L20 176V174H19L20 172L18 173V171L16 172L15 170L12 171V169L9 170V169H7V167L6 168L4 167V168L7 169V170H9V171H11L12 173L14 171L16 172V173H13L12 174V175H15V176H13V178L15 177L14 178L15 180H16V178H18V181L20 180L21 186L23 188H25V189H23V188L22 189L25 190L26 192L29 191L30 194H32L31 193L32 190H33L32 188L34 187L35 190L37 189L36 191H33V192H35L34 194H36L37 196H35V195L33 196V199L34 200L31 199L32 197L31 198L30 197L28 198L27 196H30V194L29 195L25 194L26 192L24 193V191L21 190L20 184L18 183L17 185H19V186H16V185L13 186L14 187V190H15V186H16V191H17L16 192L17 194L15 193V195H17V196H15L16 197V201H17V199H19L21 197L20 196L21 194H19V193H22L23 192V194L25 196V197L23 196V198L24 199H28L29 202L31 201L34 206L32 207V205H31L32 203L31 204L28 203L27 200H26V202H27L26 203L25 200L22 199V198H21L22 199L21 201L25 202L27 205L25 206L24 203H22L21 201L20 202H21V204L24 205L25 209L26 208H31L32 209L31 212L32 213L34 212L33 213L34 223L37 224L35 222V218H34L35 217L34 215L37 214V217H39V219H36V220L37 221H41L42 220L41 218H43V220H42L43 221L42 223L44 224L43 226H45V223H47V226H49L48 229L50 228V231L52 230L51 232H53V234H55V232H56L55 228H57V226L59 227L58 224H60V223L63 222L64 219H62V218H64V214L67 216V215H69L67 213H71L70 211L72 209L74 210V208L71 205L68 204L71 201V199L74 202H76L77 200L78 201L79 200L80 201L83 200L85 203H88L89 204V203H91L89 201H93L94 198L97 196V195H95V193L93 191L92 193H94V196H92L90 198V196L93 195V194H88L89 196H87V197H89V198H85L87 194L86 195H83L82 194V193H84L85 188H84V191L83 192L81 191L82 193L79 191V189H80L79 185L81 184L79 178H80V175L82 176L83 175V172H85L84 175H86V174L87 175H86V177L83 175V177L86 178L87 182H90L88 179L92 176L91 175L92 172L89 173V172H87V170L88 171H92L94 169H95L94 171L98 170L99 168H95V166H98L97 165L98 164L97 162L99 161L100 158L102 159V155L104 157L103 158V162L105 161V163H106V164L104 163V166H105V168L103 167L104 169L101 167L103 169V171H104L103 172L101 170L103 172V173L101 172V174H103L102 178H105V176H106V178L104 180L106 182L107 179H108L107 183L110 184V186H109V184L103 182V184L105 183L104 186L107 185L110 188L109 189V188H106L105 187L108 191L106 189H105L106 191L105 190L104 191L107 192L106 193L107 194V197H108L107 200L110 198L108 202H110L112 204L115 203V207L117 206L116 207L117 208L116 209V214L120 215L119 213H121V215H120L121 217L118 216V215H116L115 217H116V219L118 217V222H119V220H121V219L123 220L124 219L123 221L125 223H127V220H128L126 217L129 216L130 217L129 219H131V220L133 218L135 219V217H136L137 218V221H136L137 223L135 222V224L138 225L139 228L141 229V230L140 229L138 230V226H136L137 227V230L138 231H141L143 233L141 235L143 238H144V235L148 233L147 231H149V234H150L151 233V230H152V229L149 228V230L146 231V228L148 226L150 227V225L156 226L157 224H159V221H161L160 218L162 219V215H160L162 213H159L158 214V211L155 213V211L158 210V207L156 209V207L154 206L153 200H152L151 195H150V193H149L148 190L150 188L151 189L152 188L155 189L157 187L158 188H165L164 186L171 185L176 179H178V177H179V179L182 178L180 176V171H179V169H181L182 167L185 168V171L187 169L190 172V175H194L192 177V179L196 176V174L193 173V172H195V169L197 167V169H196V171H197V177H199V178H194L193 180L196 179L195 182L197 184H199V185H200L201 182H202L201 185H203V182H205V181H203L204 180L203 179L204 177L201 175L200 171H204L205 169H207L205 171H207V173L210 172L208 174L209 175L211 174V176H210L211 179H213V177L218 179V184H216L217 183V181H216L217 179H214L216 181L215 186L217 188V191L220 188L219 191H221V192H219V191L218 192L222 196L224 195L223 198L224 199L226 198L225 200H227L228 202H230V201H240L242 199V196L240 195L241 198L239 199V197H238L239 193L237 191H235L236 188L234 186H232L233 183L234 182L241 181V182H238V183H242V184L244 183V185H245L246 188L247 187L248 188H250V187L251 188H254V187H252L250 185V183L247 180V178L242 177V175H240V173L238 171H236L237 169H236V167H234L233 163L236 162V165L235 166H238L240 168L239 164H241V162H243L242 163V166L245 165L246 163H248V165H249V163L252 162L251 161V158H252V160L254 159L253 162L255 161V163L257 162L256 164H258V162H261V163L264 162V157H262L255 150H254L255 152L252 150V152H248V154H245V155L242 154V160L240 159L241 157L240 158H237L235 156H233V158L230 159V157H232V154L235 155V153L237 152L236 148H234V146H233V143L231 141L227 140L226 138L217 135L216 133H212L213 131L210 132V130H208L207 133H206V132H202L201 130H197L198 124H196V121H195L197 116L194 117L195 114L197 113V109H196V112L195 113L194 112H189L188 115L187 114H183L184 113ZM246 113L248 114V118H249L250 117L249 116V113L248 112H246ZM177 117L179 118V115ZM248 118H247V121H248ZM32 119H34V118H32ZM254 120L255 119H253V121H252L254 123H251L249 126H247L245 128L246 129L247 128H251V130L254 131L253 134H257L259 136L261 134V133H258V132H261L259 130H263L262 133H264V123L262 121H260V119H258V121L260 123L257 124V123H255ZM7 121H8V124H7ZM34 121H36V119ZM42 123L44 124V127H43ZM245 123L247 124V122H245ZM243 125H245V124H242V126ZM31 126H32V124H31ZM183 127H185V128L183 129ZM186 127H187V129H186ZM191 128L194 129V130H192ZM195 128H196V130L198 132L195 130ZM30 129H28V131ZM246 129H244L242 127V137H243L244 132H245ZM1 130H3L2 131V134H1ZM9 131L11 133H9ZM92 131H93V129H92ZM94 131H95V129H94ZM171 132L174 133V131H171ZM6 133H7V136H6ZM204 133H206V134H204ZM14 134H12L13 136H11V138L14 137L16 139V137L14 136ZM18 134H20V133H18ZM22 134H20V135L22 136ZM178 134H180V133L178 132ZM2 135L5 136L4 139H3V136ZM68 136L72 140L68 139ZM89 136H90V138H89ZM173 136H175V135H173ZM17 138L20 139V136L18 135ZM64 138L67 139L68 140L67 142H70V144L73 142L71 145H74V146H71L70 145V147H69V145H68L69 143H67V142H66L67 144L65 143V145H64V142H63V145H62L63 146V150H65V151H63V153H64V156L63 157L64 158L61 157V159L64 160V162H62V163H64V165H68V166L67 167L64 166L65 169H62V168L60 169L59 167H61L62 164L60 163V160L59 161L56 160V162H59L61 164V166H60L59 163H58L59 164L58 165L57 163L54 162L55 164H57V168H55L56 166L53 168V166H51V163H53V160H54L55 157L52 156V155L53 154L56 155L55 152L57 154L58 153L60 154V152H61V150H60L61 149L60 148L61 147V142L63 141L62 139H64ZM18 139H16V141ZM24 139L27 140V143L26 142L24 143ZM168 139H169L170 142H167ZM240 139H242V144H245V139L244 140H243V138H240ZM8 140L6 141V143H4L7 146L9 144H11V142L12 143H15L16 142V141L13 142L12 140H11V142H8ZM33 140H34V138H33ZM87 140H89V141L87 142ZM109 140H108V144H107V142H106V144H107V147H109L111 149V147L113 146L111 142H113V140L112 139H109ZM173 141L175 143H171ZM183 141H186V142H183ZM0 142H1V139H0ZM32 142H34V141H32ZM89 142H92V143H89ZM119 142H120V140H119ZM114 143H117V144H114V145H120V144H118V141L117 142L115 141ZM2 145H0V146H2ZM17 145L18 144L15 143V145H12L11 144L8 147H11L10 150L13 151L14 150V147L13 146L16 147ZM19 145L17 147H19ZM127 145L128 144L125 145L126 148H123L124 151L127 150V148H128V150H130V148ZM4 146H2L1 148H3ZM24 146L21 145L19 147V149H17V147H16V149L19 151V155H20V156L19 155H15L16 157L19 156V157L22 158L24 156V155L21 156V154H20V151L23 150V148H21V147H24ZM125 146H123V147H125ZM69 148H70V150H69ZM4 149H6V147H4ZM7 149H9V148H7ZM16 149H15V151H16ZM25 149L26 150H23L24 153H25V151H28L29 150L27 147ZM182 149H183V151H181ZM23 151H21V152H23ZM51 151L54 152L52 155H51V153H52ZM98 152H100L101 155ZM126 152H128V151H126ZM15 153L17 154L18 152H15ZM161 153H163V152H161ZM223 153H229V154H231V156H228V157H229V160H232V162L229 161L228 159H226L225 157L223 158L224 160L221 159ZM249 154H250V156H252L251 158H250ZM163 155L165 156V158H164ZM60 156H61V154H60ZM157 156L159 157L160 155H157ZM42 157H43L42 159L45 158L44 156H42ZM58 157L59 156H57V158ZM162 157L164 159H162ZM244 157H245V159H244ZM246 157L247 158H250V159H248L249 161L247 160ZM57 158H55V159H57ZM82 158H84L85 160L82 159ZM145 158H147V159L148 158L149 159L151 158V160H154V161L150 162L149 159L145 161L144 160ZM19 159L17 157V160L18 161H19ZM132 159H133V162H132ZM38 160H39V162H38ZM141 160H142V162H145L146 164H148V162H149V164H148L149 166H144V165L142 166L141 164H145V163H142ZM156 160H157V162H156ZM225 160L228 161V162H226ZM68 161H69V163H68ZM246 161H248V162H246ZM28 162L31 163L29 166H28ZM41 162H42V160H41ZM41 162H40L39 165H41ZM65 162H67V163L65 164ZM89 162H93V163H90L89 164ZM103 162H102V164H103ZM153 162H156V163L159 162V163L154 165ZM167 162H168L169 165L167 164ZM230 162H231V165H228V164H230ZM70 163L71 164L73 163V164L71 165ZM87 163H88V165H87ZM126 163H128V164L130 163L131 165L130 164L127 165ZM150 164L152 166H150ZM89 165H91L94 169H91V167ZM179 165H181V167ZM67 168H69V169H67ZM0 169H3L2 165H0ZM94 171H93V176L92 177L98 178L100 174L97 176L96 175V172L94 174ZM105 171H106V174H105ZM188 171H186V172H188ZM8 175L3 174L2 177H5V176L8 177ZM32 175L34 177H32ZM26 176H28L27 173H26ZM83 177H81V178H83ZM173 178H175V179L173 180ZM32 179H33V181H32L33 183L30 181ZM90 180L92 182V178H90ZM93 180L94 181H97V183H98V181H100V182L103 181V179H99V180L93 179ZM180 180H182V179H180ZM11 181L13 182V180H11ZM54 181H55V179H54ZM13 183H17V182H13ZM231 183H232V185H231ZM31 184L32 185L34 184V186L31 187ZM92 184H95V183H92ZM247 184H249L250 186H248ZM99 186H100V184H99ZM233 187L235 188V190H234ZM50 188L52 190L58 188L59 190L58 189L57 190L59 191V193L58 192L57 193L60 194V195L57 196L58 195L57 194V195H54L55 197H53V194H52L51 196L54 199L51 198L50 197V194L51 193L49 192ZM62 188H63V192H62ZM88 189H90V188H87V190ZM46 190H48V191H46ZM60 190H61L62 193L60 192ZM255 190H256V188H255ZM255 190L252 191V192H254V193H252V196H254V194L256 193ZM99 191H100V189H99ZM88 192H89V190H88ZM52 193H54V192L52 191ZM86 193H87V191H86ZM90 193H91V191H90ZM18 194H19L20 197L18 196ZM54 194H56V193H54ZM236 194H238V195H236ZM40 195L42 196L41 197L42 199H46V200H43V202H42V200L40 198ZM256 195L257 194H255V197H256ZM60 196L61 197L63 196L64 199H66L68 197L67 198L68 201L66 200L67 201L66 202L67 205H65L66 203H65L64 200H62V199H61L62 201L60 200V198H61ZM17 197H19V198H17ZM48 197H49V199L47 201V198ZM58 197H60L59 198V202H57V200H56V202H54V204H52L55 199H58ZM74 197L76 198L75 200L73 199ZM86 199H87V201H86ZM88 199H89V201H88ZM51 201H52V203H51ZM46 202H48L49 205H47L45 207L44 205L48 204ZM18 203H19V201H18ZM50 203L52 205L51 207H50ZM28 204H30V205H28ZM116 204H118V205H116ZM36 205H37V207H36ZM172 206H176V208H177V205L176 204L175 205L172 204ZM154 207H155V209H154ZM35 208H38L40 211L38 209H35ZM21 209L23 210L24 208H21ZM21 209L19 210L20 212L22 211ZM178 209H180V208L178 207ZM178 209H174V210H177V212L181 211L180 213H183L182 210H178ZM68 210H70V211L67 212ZM25 211L28 212V211H30V209L29 210L26 209ZM35 211H36V213H35ZM31 212H28L29 213V216H27L28 214H24V212H21L22 214H24L23 217L21 216L22 217L21 219L22 220L24 219L23 222L25 221V224L27 226V227L25 226L24 228L23 227L22 228L24 230L26 229L27 232H30V231H28L29 230L28 228H30V226H32V228L35 226L34 223H32L34 225H31L30 223L29 224L26 223V221L28 219L27 217L31 218L30 217V213ZM150 212L152 214L153 213L154 214L152 215V214H150ZM32 213H31V216H32ZM123 213H124V215H123ZM126 213H128V216H127ZM25 215L27 217H25ZM38 215H40L41 218ZM96 216H97V214L95 215L94 218L99 219V218H101L100 216H102V214L101 215L99 214V216H97V217ZM159 216H160V218H158ZM47 217H48L49 220L48 219L45 220ZM154 217H156L158 219H156V218L154 219ZM19 218H20V216H19ZM138 218L143 219L141 222L143 223V221H144L145 224H143V225L141 224V225L143 227H145V229L142 226H141L142 228L140 227V223L138 221L139 220ZM33 219H31V220H33ZM153 219H154V221H152ZM58 220H59V222H58ZM131 220H128V221H131ZM145 220H146V222H145ZM19 221H21V220H19ZM155 221H157V223ZM27 222H30V219H28ZM151 222H154V225H153V223L151 224ZM21 223L22 222H20V224ZM40 224L41 223H39L38 226L36 225V227H39L38 229H41L40 228ZM60 225L62 226V224H60ZM23 226H24V224H23ZM41 226H42V224H41ZM131 227H132V230H133L131 232L133 233L136 227L133 228L134 226H130V228ZM38 229L34 227L33 228V230H35L34 233L36 231H38ZM42 230H43V228H42ZM42 230L40 232H43V234H44V231L45 230L47 232V228H45L43 231ZM50 231L48 230L49 235H50ZM135 232H136V230H135ZM145 232H147V233H145ZM34 233H28L29 235L26 234V236H23V238L20 239V240H22V242L19 241L20 244L17 245L18 248L20 247L18 252H15V251H17V248L12 249L10 247L11 245L14 244V243H12L11 238L9 239L10 241H6L7 243L4 242L7 245L6 244H3V241L0 240V242L2 241L1 244H0V264H26V263L27 264H38V263L39 264H46V262H48V261L45 262V260H47L46 259L47 257L45 255H48L49 253H50L49 254L50 256L53 255V250H48V247L50 245L53 246L54 243L56 245H59L60 244V241L57 239V237H55L56 238V241L58 242V244L56 242H54V241L51 244V239H52L51 236H49V238L51 237L50 240H48L49 238L48 239L46 238L48 240L47 241L45 239L42 240L43 238L41 239V237H39L40 236L39 231H38L39 236L37 234H35L33 236ZM48 233H46V234L48 235ZM137 234H139V233H137ZM0 235H1V233H0ZM37 236L39 237V239L42 242L45 241L46 243L44 244V242H43V249H42L43 252L42 253L39 252L38 254L35 255V249H33V241H34L33 237H36L37 238ZM135 236H136V234H135ZM137 236H139V235H137ZM1 237L2 236H0V239H2ZM45 237H47V236H45ZM148 237L146 235L145 240H147ZM18 238H20V236ZM96 239L98 240V238H96ZM89 240L91 241L90 238H89ZM24 242H25L26 245L23 246L22 243H24ZM47 243H50V244H47ZM90 243H93V241L90 242ZM145 245H148V244L146 243ZM24 247H25V250H28L29 249L28 252L27 251H25V253L23 252L24 251L23 250ZM91 249H93V248H91V246L90 247L88 246V249L86 250V253L87 252L88 253L87 254L85 252H84L85 254L83 253L84 255L82 257L83 258L82 259V261H83L82 264L85 263V260H87V262H88V260L91 259L92 254H93L92 261L97 256V254L94 251V249H93V251L95 252V256H94V252L93 251H92L93 253H89V252H91ZM13 251L16 254L13 253ZM31 251H33V252H31ZM26 252H27V254H26ZM25 255L27 257H25ZM38 255L40 257L44 255L46 258L41 257L43 259V261L41 260V263H40V258L38 257ZM49 255H48V257H49ZM98 256L100 257V255H98ZM61 257H62V253H61V256H60V259H59V264L62 262V258ZM26 258L28 259V261H26ZM98 259L99 258L96 257L95 260H94V262H92L91 260H89L91 263H89V262L88 263L89 264H97V263L103 264V262H104V264H108V263L109 264H112V263L115 264L114 261L111 262V263L110 262H106L105 261V258H103L104 261L101 263V260L102 259L101 260L99 259L100 261H98ZM108 261H110V260H108ZM79 263H81V262H79ZM88 263H86V264H88ZM49 264H53V263H49ZM66 264H68V263H66Z\"/></svg>",
  "mask_w": 264,
  "mask_h": 264
}]
</instances>
